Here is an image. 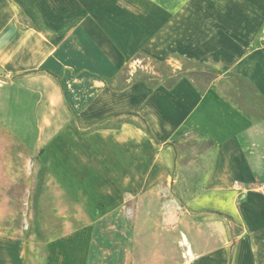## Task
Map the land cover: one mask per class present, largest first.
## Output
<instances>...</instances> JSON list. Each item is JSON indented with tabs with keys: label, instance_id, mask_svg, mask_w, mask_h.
Wrapping results in <instances>:
<instances>
[{
	"label": "crops",
	"instance_id": "0c3cea01",
	"mask_svg": "<svg viewBox=\"0 0 264 264\" xmlns=\"http://www.w3.org/2000/svg\"><path fill=\"white\" fill-rule=\"evenodd\" d=\"M141 54L220 74L113 86ZM0 125L68 198L46 264H264V0H0Z\"/></svg>",
	"mask_w": 264,
	"mask_h": 264
},
{
	"label": "rangeland",
	"instance_id": "374dc122",
	"mask_svg": "<svg viewBox=\"0 0 264 264\" xmlns=\"http://www.w3.org/2000/svg\"><path fill=\"white\" fill-rule=\"evenodd\" d=\"M130 62L113 79V86L120 87L134 80H145L150 85H170L185 72L199 87L207 90L214 87V80L220 74L216 69L178 56L169 63L150 54H141ZM238 85L243 87L242 83ZM240 98L241 106L249 113L252 108L261 107L260 99L252 95L246 84ZM78 125L89 130L87 125ZM67 201L47 170L20 145L12 131L0 125V264H46L45 250L38 242L55 237L56 229L62 228L51 216L57 204ZM180 212L185 211L177 204L176 216ZM160 215H165V211Z\"/></svg>",
	"mask_w": 264,
	"mask_h": 264
},
{
	"label": "trees",
	"instance_id": "16d2710c",
	"mask_svg": "<svg viewBox=\"0 0 264 264\" xmlns=\"http://www.w3.org/2000/svg\"><path fill=\"white\" fill-rule=\"evenodd\" d=\"M169 86H171V85H169ZM95 125L96 126L102 125V122H97V123H95Z\"/></svg>",
	"mask_w": 264,
	"mask_h": 264
},
{
	"label": "built area",
	"instance_id": "2783aa9c",
	"mask_svg": "<svg viewBox=\"0 0 264 264\" xmlns=\"http://www.w3.org/2000/svg\"><path fill=\"white\" fill-rule=\"evenodd\" d=\"M262 194L264 195V188L262 189Z\"/></svg>",
	"mask_w": 264,
	"mask_h": 264
}]
</instances>
